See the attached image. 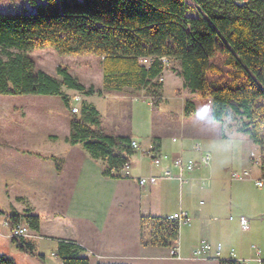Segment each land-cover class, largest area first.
Wrapping results in <instances>:
<instances>
[{
  "label": "trees",
  "instance_id": "16d2710c",
  "mask_svg": "<svg viewBox=\"0 0 264 264\" xmlns=\"http://www.w3.org/2000/svg\"><path fill=\"white\" fill-rule=\"evenodd\" d=\"M34 7L0 11V94H59L70 108L65 86L85 95L121 91L130 86L144 90L152 106L162 98L160 77L166 60L180 63L183 87L199 91L212 103L211 117L221 122L227 107L241 118L240 131L264 143V0H28ZM195 10V12H193ZM52 47L59 54L99 57L102 86H85L67 66L56 75L38 68L28 52ZM222 54V64L212 59ZM141 58H150L149 64ZM179 92V91H178ZM194 103L187 99L185 113ZM66 140L81 144L94 158L105 162L103 173H114L135 150L131 135L107 133L97 107L81 102L71 111ZM264 178V160L260 162ZM6 214L13 226L24 222L38 230L37 214ZM148 230L144 244L169 246L179 235L180 224L166 216H142ZM26 254L43 259L23 237L12 238ZM82 247L59 240L57 254L64 264H89ZM0 264H17L0 253Z\"/></svg>",
  "mask_w": 264,
  "mask_h": 264
},
{
  "label": "crops",
  "instance_id": "0c3cea01",
  "mask_svg": "<svg viewBox=\"0 0 264 264\" xmlns=\"http://www.w3.org/2000/svg\"><path fill=\"white\" fill-rule=\"evenodd\" d=\"M175 61L179 65L176 75L168 73L181 78L183 87L180 63ZM165 72L166 69L164 84ZM102 76L101 69V81L96 89L102 86ZM187 89L183 87V97ZM121 91L133 99L144 95V90L137 91L130 86H124ZM79 95L84 100L85 95L82 92ZM166 104L169 110H165L174 113L172 105ZM30 114L38 117L40 126L24 123L17 117L23 119ZM47 120L45 111L30 113L28 104L0 102V207L18 215L34 213L40 219L38 230L29 229L23 240L31 243L34 252L43 255V259L18 248L10 236L12 226L6 214H0V253L12 256L17 264H64L57 254L61 239L80 245L81 254L89 258V264H219L214 257L218 243L222 245L223 258L234 249L251 264H256L258 258L264 259L261 235L242 236L237 227L239 215L249 219L247 229L250 222L264 219L262 215H255L257 206L262 205L261 199L249 196L245 184L230 177L229 165L219 162L210 165L211 160L208 165L198 163L200 156L205 152L210 154V150L201 146L198 136L188 135L185 130H198L203 120L184 122L179 136L158 138L148 146H143L138 134H129L140 143L142 150H135L130 156L127 172L113 171L120 175L117 177L103 173L102 159L92 157L81 144L68 142L69 133H59L56 122H49L56 129L44 130ZM219 128L225 135L222 124ZM242 134L239 136L246 135ZM194 144L200 147L196 149ZM149 150L182 155L197 164L185 174L186 182L160 177L153 183L140 185L141 177L161 174V167L154 166L144 153ZM239 164L240 171L251 172L250 157L246 154L240 155ZM234 208L237 218L227 216L226 210ZM179 211L186 212L190 218L188 223L180 224L179 256L170 253L171 244L143 243L148 239V230L142 227V216L170 217ZM203 237L213 246L212 256L206 258L192 253Z\"/></svg>",
  "mask_w": 264,
  "mask_h": 264
},
{
  "label": "rangeland",
  "instance_id": "374dc122",
  "mask_svg": "<svg viewBox=\"0 0 264 264\" xmlns=\"http://www.w3.org/2000/svg\"><path fill=\"white\" fill-rule=\"evenodd\" d=\"M21 10L26 9L33 11L28 0H0V11L7 10ZM195 12V10L193 11ZM36 63L38 68L46 70L47 72L56 75V68L58 65L67 66L73 76L79 81L87 85L99 86L101 81V66L100 59L91 54L85 55H65L59 54L52 47L35 49L27 53ZM222 54L216 55L212 61L218 65L222 64ZM178 63L175 60H166L165 75L166 80L162 89V98L158 106H152L150 98L143 97L133 99L128 93L122 91H113L99 96L95 94L89 97L85 95L84 100L97 107L102 114V124L107 133L110 134H138L141 137L143 146L152 144V140L158 138H170L172 135L179 136L181 132V125L184 122L192 121L194 119L203 120L202 127L198 130L187 129L185 133L188 135L198 136L201 141V146L208 148L210 151L211 164H227L230 166V173L234 170L240 172L239 157L246 154L250 157L251 176L242 180L237 179L245 184L249 196L261 199V206H257V216L264 217V183L262 186L256 185V180L264 178L260 173V162L264 160V143L262 145L254 143L249 135H243L239 129L241 125V118L236 116L231 108L227 107L223 122V135L219 132V123L214 122L211 117L212 103L211 99L203 97L199 91H191L187 89L185 95H182L183 87L180 86L181 78L171 76L168 71L174 72L178 69ZM163 79H164V73ZM164 82V80H163ZM61 91L65 93L70 100V108L66 107L59 94H23L11 95L0 94V102L23 103L28 104L30 113L38 111H45L47 117V125L44 130L56 129L59 133H69L70 119H71V103L74 95H79V91L70 89L65 86L61 87ZM179 91V92H178ZM128 95V96H124ZM88 96V97H86ZM186 96V97H185ZM186 98H190L194 105L190 113H182ZM167 103L172 105L174 113H169ZM208 106L209 111L206 114H201L199 109ZM166 109V110H165ZM26 118H20V121L30 122L34 126H40L37 116L27 115ZM49 122H56L50 125ZM36 123V124H35ZM44 125V124H41ZM244 137V138H241ZM204 139V140H203ZM204 141V142H203ZM249 141V142H247ZM206 144V146H204ZM200 147L194 144V147ZM196 148V149H198ZM254 152V153H252ZM207 153V152H205ZM212 158V159H211ZM228 169V168H227ZM234 181V180H233ZM227 216L231 214L233 218H237V209L226 210ZM235 221V219L233 220ZM239 233L242 236H247L250 233L253 235L260 234L262 243H264V219L255 222H250V229H242L240 224L237 225ZM253 229V230H252Z\"/></svg>",
  "mask_w": 264,
  "mask_h": 264
},
{
  "label": "built area",
  "instance_id": "2783aa9c",
  "mask_svg": "<svg viewBox=\"0 0 264 264\" xmlns=\"http://www.w3.org/2000/svg\"><path fill=\"white\" fill-rule=\"evenodd\" d=\"M166 61V59H164ZM150 58H141V63L149 64ZM160 80H163V75L160 77ZM82 97L80 95H74L72 97L71 103V111L73 113L80 112ZM131 147L134 150H142L140 143L131 139ZM195 148H198L197 146ZM144 153L150 158L151 162L154 166L161 167L160 175H150L148 177H141L139 179L140 185H145L148 182H155L160 177H174L177 178L180 182H186L188 177L185 175L188 172H191L196 167L197 162L193 159L184 158L182 155H173L171 153L159 152V151H144ZM210 161V154L203 153L199 158L200 165H208ZM130 168V162L127 161L120 168V172H127ZM172 168H176L177 171H173ZM251 172L248 169L243 171H232L230 173V177L232 179H245L250 178ZM263 180H256V184L258 186L263 185ZM169 218L176 219L179 224L188 223L190 221L189 216L184 211H179L174 213ZM239 222L243 229H247L249 227V219L245 215H239ZM29 227L24 222H16L11 229V237H24L28 234ZM170 253L175 256H179V246L177 240H174L170 245ZM221 249L222 245L220 243L216 246L215 258L218 259L219 264H251L250 260L243 258L237 254L234 249H231L229 256L226 258L221 257ZM213 246L210 241L203 237L199 240V242L194 246L192 253L197 257H210L212 256ZM256 264H264V259L258 258Z\"/></svg>",
  "mask_w": 264,
  "mask_h": 264
},
{
  "label": "clouds",
  "instance_id": "9594fccd",
  "mask_svg": "<svg viewBox=\"0 0 264 264\" xmlns=\"http://www.w3.org/2000/svg\"><path fill=\"white\" fill-rule=\"evenodd\" d=\"M199 111L201 114H206L209 111V107L208 106L201 107Z\"/></svg>",
  "mask_w": 264,
  "mask_h": 264
}]
</instances>
